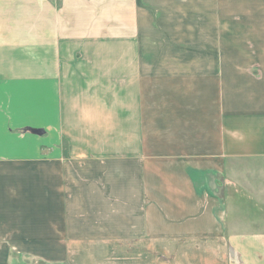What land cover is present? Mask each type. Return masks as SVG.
Returning <instances> with one entry per match:
<instances>
[{"label":"crops","instance_id":"crops-1","mask_svg":"<svg viewBox=\"0 0 264 264\" xmlns=\"http://www.w3.org/2000/svg\"><path fill=\"white\" fill-rule=\"evenodd\" d=\"M18 255L264 264V0H0Z\"/></svg>","mask_w":264,"mask_h":264},{"label":"rangeland","instance_id":"rangeland-1","mask_svg":"<svg viewBox=\"0 0 264 264\" xmlns=\"http://www.w3.org/2000/svg\"><path fill=\"white\" fill-rule=\"evenodd\" d=\"M38 245V243L33 242V246ZM18 264H47L45 261L41 260L37 256H17Z\"/></svg>","mask_w":264,"mask_h":264}]
</instances>
